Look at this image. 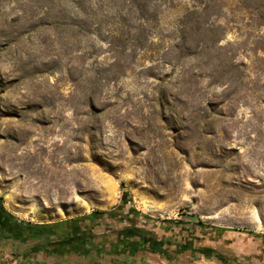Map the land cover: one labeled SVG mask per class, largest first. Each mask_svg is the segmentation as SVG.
Wrapping results in <instances>:
<instances>
[{
  "label": "rangeland",
  "instance_id": "374dc122",
  "mask_svg": "<svg viewBox=\"0 0 264 264\" xmlns=\"http://www.w3.org/2000/svg\"><path fill=\"white\" fill-rule=\"evenodd\" d=\"M125 191L233 246L264 235V0H0L4 207L60 223ZM70 232L11 237L6 258Z\"/></svg>",
  "mask_w": 264,
  "mask_h": 264
},
{
  "label": "flooded vegetation",
  "instance_id": "af4514ba",
  "mask_svg": "<svg viewBox=\"0 0 264 264\" xmlns=\"http://www.w3.org/2000/svg\"><path fill=\"white\" fill-rule=\"evenodd\" d=\"M91 219L89 229L83 230L79 227L73 234H65L49 242L43 240L41 244L44 247L49 245L51 248L64 244L68 250L75 251L84 249L82 244L86 246L94 244L105 248L106 252L117 253L127 250L131 252L136 249L138 253L144 251L157 253L168 260L177 259L188 253L216 256L236 264H264V235L240 232L244 234L245 241L241 242L240 246H233L229 236L231 231L227 229L209 228L206 224H199L195 229L178 220L159 221L135 211L133 206L125 201L121 202L120 208L113 214L107 217L93 215ZM201 227L203 231L199 232L198 229ZM30 228L32 226L29 224L18 223L11 229L20 230L25 234L29 233ZM127 242L132 244H126Z\"/></svg>",
  "mask_w": 264,
  "mask_h": 264
},
{
  "label": "crops",
  "instance_id": "0c3cea01",
  "mask_svg": "<svg viewBox=\"0 0 264 264\" xmlns=\"http://www.w3.org/2000/svg\"><path fill=\"white\" fill-rule=\"evenodd\" d=\"M11 236L0 228V258L7 257L14 248L11 244ZM16 250V249H15ZM21 252V250H18ZM113 253V252H110ZM126 253L121 255L97 254L96 252H80L75 250L51 249L42 244L25 250L18 256L17 264H229L222 263L211 258H196L199 255L183 254L175 261L152 252H140L139 254ZM192 255V256H191ZM232 263V262H231ZM236 264V263H232Z\"/></svg>",
  "mask_w": 264,
  "mask_h": 264
},
{
  "label": "trees",
  "instance_id": "16d2710c",
  "mask_svg": "<svg viewBox=\"0 0 264 264\" xmlns=\"http://www.w3.org/2000/svg\"><path fill=\"white\" fill-rule=\"evenodd\" d=\"M209 6H210L209 4H206L207 8H209ZM196 9H197V7L192 9V10H190V12H189L190 16H194V14H196ZM123 201H125L127 203H130V201H131V198L128 196V192L127 191L124 192V196H123L121 202H123ZM121 202L117 206V208H115L114 210L106 211V212H96L95 214H90L88 216H84V217L78 218V219L67 220L66 222L52 223V224H29L30 226H32V228H30V230H28V231H29V233L33 232V234L36 233L32 237L35 238L36 235L40 234L38 237L42 238V237H45V235L48 234L49 231L52 228H59V227L65 226L66 231L69 229L71 231L70 234H73L75 229L77 230L80 226H82L83 230H84V228H87V225H89V223H91L90 220H92L91 218H92L93 215H99V216H101V215L103 216L104 215V216L107 217V216L113 214L118 208H120ZM0 209H1V213H2V216H0V224L2 225V230L7 232L9 234V236L15 237L16 239H20L22 241H23V239L28 238L29 235L25 236V234L20 232V230H12L11 229L12 227H14V225H17L18 223L22 224L23 222H21L16 216H14L11 212H9L4 207V204L2 203L1 198H0ZM104 219H105V217H104ZM165 221H170V220H165ZM75 222H78V223H75ZM80 222H83V223L80 224ZM257 235H260V234H257ZM21 238H23V239H21ZM128 243L129 242H127L126 244H128ZM129 244H132V243H129ZM46 248H51V247L49 245H47ZM63 248L66 249V245L62 244L61 246H55V248H51V249H53V250L57 249L58 250V249H63ZM208 257H211V255H208ZM170 260L171 261H175L176 258H173V259H170ZM220 260L227 262L226 260H223V259H220Z\"/></svg>",
  "mask_w": 264,
  "mask_h": 264
},
{
  "label": "built area",
  "instance_id": "2783aa9c",
  "mask_svg": "<svg viewBox=\"0 0 264 264\" xmlns=\"http://www.w3.org/2000/svg\"><path fill=\"white\" fill-rule=\"evenodd\" d=\"M17 262H18V259L15 260V262H9L6 257L0 258V264H17Z\"/></svg>",
  "mask_w": 264,
  "mask_h": 264
}]
</instances>
